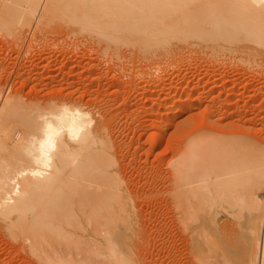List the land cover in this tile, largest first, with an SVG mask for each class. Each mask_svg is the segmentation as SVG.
I'll return each instance as SVG.
<instances>
[{
    "label": "bare ground",
    "instance_id": "6f19581e",
    "mask_svg": "<svg viewBox=\"0 0 264 264\" xmlns=\"http://www.w3.org/2000/svg\"><path fill=\"white\" fill-rule=\"evenodd\" d=\"M6 1L4 7L0 6V12L3 13H0V29L11 36L18 34L29 23L35 24L37 29L46 17L58 13L65 21L59 23H67L76 32H83L82 35L85 33L90 38L92 36V43L100 42L104 48L112 49L110 55L117 46H122V49H139L141 46L142 51L152 52L156 49L165 52L170 39L176 43H187L190 49L212 48V53L213 48H264V3H259V0L3 2ZM8 1L17 4L18 7L14 5L17 7L16 12L12 7L7 8L13 6ZM8 9H11V17L6 14ZM59 15L56 18L60 21ZM129 49L125 50L129 52ZM21 65L14 70L13 79L5 88L7 91L3 94L0 92V259L14 257L16 251L20 250L37 264L128 263L130 249L127 241L137 214L129 198L131 195L128 196L127 180L117 176L121 162V154H118V141L121 140L118 139L126 131H134L140 125L137 120L142 123L139 115L143 118L150 111L153 112L155 107L167 111L169 106H173L177 119L171 126L175 132L176 148L168 156V172L165 177L168 178L167 199L171 200L168 202L173 208L171 214L168 211V216H172V225H176L178 232H181L177 234L184 231L187 234L191 232L190 237L194 236L195 228L200 224V233L208 228V233L203 234L207 236L204 253L209 260L215 258L212 264H264V145L261 144L263 140L259 139L264 135L256 138L260 142L255 141L253 136L251 139L245 135L249 130L252 133L250 126L254 121H257V127L260 125L262 115H257L258 118L254 120V114L264 108V85L259 83L260 86L255 88V85V89H251V94L243 95L241 90L247 85H239V93L235 92L237 82H230L221 89L220 100L214 101L215 97L204 100L202 94H209L214 88L224 85L223 78L217 84L214 79L210 82L201 81V84L208 86L204 84V89L187 86L189 89L185 91L187 76L172 74L175 82L172 86L166 85L169 94L164 92L169 98L165 95L155 98L160 85L156 87L153 81L151 85L157 90L148 86L151 98H154L152 101L150 98V106L136 103L138 106L134 104L136 107H132L131 101L135 97H132L133 92L129 97L127 95L129 99L132 97L131 101L125 95L119 96V84L127 81H120L119 74L117 77L110 74L107 78L109 88L119 81V84H114L115 87L119 86L118 90L115 89L117 92L110 90L112 93L108 99L102 97V90L95 81L93 84L97 90L91 89V93L89 89L80 90L79 87L71 86L72 82L77 81L80 64L72 65V68L68 67L57 75L49 74L57 71V67L51 70L49 66L50 69H46L35 63L22 65L23 68ZM88 66L84 70L93 68ZM37 67L40 69L36 71ZM179 81L182 86L178 84ZM130 82L133 88L135 85L138 87ZM126 83L125 87L122 85L125 89L129 86L128 81ZM130 86L128 89H132ZM142 87L139 85L138 88L141 95L148 88L145 86L144 90H140ZM125 91L127 93L129 90L123 89ZM118 92L119 109L115 112L119 110V116L112 112L113 108L108 107ZM174 92L175 98L171 96ZM179 96L183 98L179 99ZM149 97L142 95L141 102L142 98L147 100ZM256 98H259L258 102ZM155 99L160 101L154 103ZM253 100L257 103L252 106ZM236 103H239L238 106ZM243 104L247 107H242ZM150 107H154L153 111ZM160 113L158 115L163 116ZM149 116L152 117V113ZM164 116L161 118L164 119ZM119 117H128L129 121L122 122L123 119L120 121ZM145 119L149 122H145ZM145 119L144 124L149 125L152 119ZM130 121L134 123H131L132 126ZM167 122L165 124L168 127ZM148 125L143 126L146 128ZM140 128L142 131V126ZM137 133L140 134L139 131ZM218 219L220 224L231 222L229 227L232 223L236 226L231 236V232L226 230L234 246L231 247V241L228 243L227 239L225 243L233 251L225 248L223 228L220 229L222 234H219V230L214 227ZM202 225L207 228L204 226L201 230ZM197 236L198 239L194 237L192 241H199L200 235ZM193 245V248L190 245L189 248L195 252ZM4 248L9 252L4 254Z\"/></svg>",
    "mask_w": 264,
    "mask_h": 264
},
{
    "label": "rangeland",
    "instance_id": "374dc122",
    "mask_svg": "<svg viewBox=\"0 0 264 264\" xmlns=\"http://www.w3.org/2000/svg\"><path fill=\"white\" fill-rule=\"evenodd\" d=\"M3 1H5V0H0V2H1L0 6L1 7L4 4H7V1H6V3H4ZM14 1H16V3L17 2L19 3L18 0H14ZM9 2L10 1H8V3ZM11 3H13V6L14 5L17 6V4L14 3L13 1H11L9 3V5ZM13 6L10 5L7 8L12 7L11 9H13V11H15V9H17L18 6L17 7L16 6L13 7ZM1 7H0V10H2ZM5 8H3L4 11H5ZM7 8H6V10H7ZM11 9H8V11H6V14L9 15V13L11 12L10 11ZM15 12H13V13H15ZM1 14H3V13H1ZM53 14H55V13H52L51 16L49 15L48 17H46L45 20L43 21L44 23H42V26L39 25L37 27V29H36L35 24L33 25V24L29 23V25H27V27H25V28L23 27V29H21L20 32L14 36H11L10 33L4 32L3 30L0 29V92L2 94L5 93V91H7V89H5V88H7L6 86L7 85L9 86V83H11L13 76H14L13 74L16 71L15 69L17 67H19V65H21V64L22 65H27V64L29 65L31 63H35L36 66H39V64H40L42 68L44 67L46 69H50L49 67H51V70L55 69L57 67V69H58L57 71H52L49 73L52 75L53 74L57 75L58 72H63L66 69H68V67L72 68V65L73 66L74 65L79 66V64H80L81 68L79 70L80 71L79 76L76 79L77 81L72 82L71 86L79 87L80 90L85 89V88L87 90L89 89V91H90L89 93H91L92 90L93 91L97 90V87L94 88V84H93L95 81L96 85H98V87L102 90V94H101V95H103L102 97H108V99L110 98V94L112 93V91L115 90L117 87H119V86H117V87L114 86V84L117 85V83L119 82L118 81L117 83L114 82V84H113L114 88L111 86L109 88V85H107V84L109 82L108 76H110V74L115 75L116 77L119 74L118 79L122 82L123 81L125 82L126 81L125 79H127L128 85L130 82L129 80H131L132 82L137 84L138 87H136V85H135L134 88L129 85L130 88L135 90V91L134 90L131 91L132 89H128L129 86H127V89L124 88L126 86L124 84H127L126 83L127 81L122 84V85H124V87L118 83L120 85L119 89L121 88V93H120V95H119L120 91L118 92V94L116 93L115 98L113 97V101H111L108 104V107L110 106L111 109L112 108L114 109L115 105H116V108L114 109V111L112 109V112H115L117 109H119V105L117 106V104H119L118 103L119 102V100H118L119 96L125 95L124 97H126V99H129V98H127V95L129 97V96H131L130 94H133V93L134 94L132 95V97L135 96L133 98L134 101L132 100V97H131V99L128 100V101L132 100L131 101L133 103L132 107L138 106L136 103H138V104L143 103L144 107H149L150 106L149 104L151 103L152 99H154V98H151L152 94H151L150 88L155 89L159 85L160 86L158 88H160V90L158 91L156 88L155 90H157L158 93H157V96L154 95L153 97L156 96L155 98H157V97L159 98L160 96L163 97L162 95H165L166 97H168L169 95L167 96V94H169L170 91H168V93H167V90H169V88H167L166 85L169 87V86H172L173 83L175 82V79L172 77V74H183V75L187 76V80L184 84V85H186V87H184L185 91H188L190 86H192L196 89H199V88L204 89L205 85H206V87L208 86V84H205V83H204L205 85L201 84L202 83L201 81L210 82L209 80L214 79L213 80L214 83L217 84L220 81L224 80L223 81L224 85H222L221 87H216L217 89L214 88L209 94L208 93L202 94L204 96V100H208L211 97H212V99H213V97H215L213 99L214 101L220 100L221 91L223 90V88L227 87V84L230 82H235V83L237 82L235 84L236 85V89H235L236 91L235 92H239V93H240V91L239 90L237 91V87L239 85H242V84L244 85V83H245L247 86L244 85V87L245 86L246 87L243 88V90H241V94H243V95H246V93L251 94V91L253 89H255L256 87H258L259 83L261 85H264V48L263 49L262 48H259V49H257V48H248V49L247 48H241V49L240 48H238V49L237 48H235V49L229 48V50H228V48H226V49L216 48L218 51L213 48V53H212V48H210V50L205 49V48H201V49L191 48L190 49L189 44H187V43L181 44V42L176 43V42H173L174 40L171 41V39H170L168 41V47H167V49H165V52L164 51L159 52L156 49L155 50L157 52L155 50H153L152 52L142 51L141 46H140V48L138 47L139 49H137V47L134 49L133 48L129 49V48L123 47V49H122L121 48L122 46H120L119 48L117 46L116 48H114V50L112 51V54L110 55L109 52L112 49L104 48L100 42L94 41L95 42V45H94V42L93 43L91 42L94 40L92 36H91V38L93 40L89 37L90 35H87L84 33V35H86L87 38H90V40H88L84 35L81 34L83 32H81V33H80V31L76 32L75 29H74L75 30L74 31L72 29V27L69 26V24H68V26L66 25L67 23L66 24L65 23H63V24L59 23V22H65V21L60 17V15L58 13L55 15H53ZM47 15H48V13H47ZM57 15H59L58 17L61 18L62 20L60 19V21H59V19L56 18ZM11 16H12V14H11ZM57 19H58V21H57ZM60 25H62V26H60ZM61 29H63V30H61ZM70 30H72V31L69 32ZM79 35L83 40L79 37ZM74 40H76V41H74ZM182 45H185V47ZM101 47H103L104 49L101 50ZM125 49H129V52H127L128 50H125ZM105 50H107V51H105ZM207 50H209V51H207ZM115 51H116L117 55H116ZM113 52H114V54H113ZM144 52H146L148 54L151 53V54L147 55ZM221 52H223V54ZM228 52H231V53L228 54ZM156 53H157V56H156ZM206 53H207V55H205ZM211 54H213V55H211ZM112 57H113V59H112ZM159 57H161V58H159ZM220 57L225 58V60L221 59ZM235 58H236V60H235ZM237 58H239V59H237ZM217 59H218V61H217ZM147 60H148V62H147ZM151 60H153V61H151ZM145 61H146V64H145ZM22 65H21V67L23 68ZM86 65H89L91 67L93 66V68L91 69L92 71L90 69L87 71L84 70ZM39 69H40V67H37L35 70L37 71ZM85 71L89 72V73L87 74ZM150 71H152V72H150ZM93 75H94V77H93ZM210 75H211V77H210ZM137 76H139V77H137ZM91 77H93V78H91ZM135 77L138 78V80ZM216 78H217V80H216ZM222 78H223V80H221ZM139 79H141V80H139ZM149 79L150 80L152 79L151 82H149ZM229 79H231V80H229ZM105 80H107V81H105ZM141 81H146V82H141ZM122 82H120V83H122ZM132 82H130L131 85L134 84ZM225 82H226V84H225ZM153 83L156 84L157 86L155 87L154 85H151ZM138 84L140 85V88L142 87L143 84H146L143 87H145V86L148 87L150 85L152 87L154 86L153 88L148 87L150 93L148 92V90H147L148 88H146V87H145L146 93L142 92V95L144 97L148 98L150 96L149 99H147L150 101V98H151V101L149 103L148 102L145 103V101H147V100H145V98H142V102H141L140 98L142 97V95L138 89L139 88ZM178 84L180 85L182 83L179 81ZM182 85H180V86H182ZM254 86H255V88H253ZM143 87L140 90H144L145 88H143ZM123 89L127 90V91L129 90V91L126 93V91L123 92ZM244 89H246V90L244 91ZM110 90H112V91H110ZM117 90H118V88H117ZM117 90H115V91L117 92ZM136 90H137L138 95L136 94ZM248 90L250 92H248ZM138 91L140 92V94ZM153 91L154 90H152V93L156 94L155 93L156 91H154V92ZM164 92L167 94H165ZM195 92H197V90H195ZM214 92H215V94H214ZM122 93H124V94H122ZM145 94H146V96H145ZM139 95H141V96L138 97ZM117 96H118V98H117ZM171 96L173 98H175V92H174V94H171ZM172 97H171V99H172ZM180 97L181 96H179V99L183 98V97H181V98ZM212 99H211V101L214 102ZM258 99L256 98L257 102L259 101ZM139 100H140V102H139ZM114 101L116 103H114ZM157 101H160V100L155 99V102L154 101L153 102L156 103ZM240 102H241V100H240ZM252 102H253V104H251L252 106L255 105V103H257V102H255V100H253ZM238 104L236 106H238ZM244 106L247 107L246 104L245 105L243 104L242 107H244ZM262 106H264V105H262ZM150 108H151V110L154 109V107H150ZM173 108H174L173 106H169L168 110L166 111V110H161V108L157 110V108L155 107L154 111L152 110L155 113L150 111L148 116H143L144 119H145V117H147V120L152 119V120H150L151 122L149 123V125H148V123H146L148 125V126H146V128L143 125H146L144 123L149 122V121H146V119H145V122H143L144 119L142 118V115H139L141 120H142V123H140V120L139 121L137 120L138 125L139 124L140 125L139 126L137 125L138 127L135 128L134 131L133 130L132 131H130V130L126 131L125 135L119 137V139H118V140H121V141H118V143L120 144V145L118 144V146H119L118 154H121V162L119 163V166H118V172H117L118 175L117 176L122 177V179L127 180L126 185H128L127 188L129 189L128 196L131 195V197H129V198L132 201L131 202L132 205L136 208V214H137V216H136L137 218H135L136 223L134 222V224L132 225L131 231H130V233L132 232L131 233L132 235L131 234L129 235V239L127 241L128 246H129L128 250L130 249L132 252L130 250L128 251V256H127L128 263H125V264H129V263L130 264H133V263L134 264H203V263L204 264H212L213 263L212 261L215 259V258H211L210 259L211 261H210L209 258L206 257V253H204V251H205L204 249L207 246V244H206L207 240L205 242V239L207 236L203 235V234L208 233L207 232L208 228L206 225H204L207 228V229L205 228L206 229L205 232L203 230L204 226L202 225L203 227L201 230H203V233H200L201 231L199 232L198 230H199V226L201 227V225L197 224L198 227L195 228L196 234L194 236H191V237L189 236V235H192L191 232H190V234L189 233L187 234L183 231L182 234H184L186 236V237H184V235H182V234H177L180 231L178 232V229H176V225H175V227H174V225H172L173 224V222H171L172 216L171 217L168 216L169 213L171 214L173 208L171 206L172 205L171 203H170L171 205L169 206V202H171V200H169V198L167 199L166 193L168 192V190L166 187H168V186H166V185H168V183H167L168 178L166 179L165 176H167L166 174L168 172L167 171L168 170V163H169V157L168 156L171 155L176 148V143H175L176 137H175V134H173L175 132L173 131V128L171 126V124L177 119L176 115L173 113V110H174ZM159 110H161L162 113H160ZM262 110L264 111V108L259 109V111L256 110L257 113H255L256 115L254 114V120H256L255 118H258L262 115L263 118L260 117L261 118L260 123H259L260 125H258V127H257V121H254V123H253L254 125L252 124V126H250L251 127L250 129L252 130L253 135H252L250 130L248 132H246L245 135L248 138H251L253 136L254 138L253 137L252 138L255 141H259V139L263 140V142L261 144L264 145V136H262V134L264 135V130H263V128H264V112ZM156 112L158 114L159 113L162 114L163 116L165 115L164 119L161 118L163 116H160L158 114H157L158 116L155 115L153 117V115L156 114ZM115 113L117 116L120 115L119 110ZM151 113H152V117L149 116V115H151ZM257 115H258V117H257ZM156 116L159 117V120ZM171 118H175V119H171ZM105 119H107V116L105 117ZM119 119H120V117H119ZM122 119H120V121L122 120V122L127 123V121H129L128 117L122 118ZM167 119L169 120L168 122H167ZM165 122H167L170 126L168 125V127H167V124H165ZM255 122H256V124H255ZM131 123L132 122L130 121V125H131ZM132 124H134V123H132ZM128 125H129V122H128ZM140 126H142L143 132L141 131ZM157 126H159V127H157ZM162 126H164V128ZM259 127H262V128H259ZM258 128H259V130H258ZM260 129H262L263 131ZM138 131H139V133L141 131V133L138 134L137 133ZM151 132H152V134H151ZM132 133H133V135H132ZM256 133H258V134H256ZM256 135H257V137H256ZM259 135H261L262 137H260ZM258 136L260 138L257 140L256 138H258ZM155 138H157L156 141H155ZM153 143H155V144H153ZM121 166H122V168H121ZM168 195L170 196V194H168ZM165 209L167 211H165ZM170 210H171V212H170ZM168 211H169V213H168ZM199 214H200V212H199ZM167 217H170V219ZM216 222H215L216 226H214V227L217 228V231L219 230L218 231L219 234H222L221 230H223V232L225 231L224 232L225 234L223 233V237L224 236L226 237V238H224V240H225L224 243L226 242V239H227V242L231 241V243L228 242L229 245L232 244L233 241L229 237L232 234V230L236 226L235 225L233 226V223H232V225H231L232 227L231 226L229 227L228 224H231V222H228V223L225 222L223 224H220L221 222L219 219L216 220ZM164 226L165 227L167 226V227L165 228ZM221 228H223V229H221ZM226 230L227 231L229 230L228 232H231L230 236L228 235L229 233ZM197 234L200 235L199 236L200 240L197 242L195 241L196 242L195 243L194 241H192V239L194 240V237H195V239L197 240L198 239ZM188 236H189V238H188ZM169 237H171V238H169ZM179 237H180V239H179ZM168 241H170V242H168ZM185 241H187V242H185ZM189 241L190 242L192 241V242L189 243ZM203 242H205V243L203 244ZM188 244L191 247H192V244H194L193 246H195L194 247L195 252H193V250H191L193 247L189 248L190 246ZM196 244L201 249V251H200V249L198 250V247L196 246ZM202 245H203V248L201 247ZM166 246L170 247V248H167ZM227 246H228V244L225 243V248L228 251V248H230L232 250L231 247L234 245L232 244L231 247H229V246L227 247ZM7 248H4V251H3L4 254L9 252V250ZM233 248H236V247H233ZM166 249H167V251H166ZM170 251H172V253ZM199 252H200V254H202L201 256H200ZM166 256L169 258L167 259ZM11 257L9 259L5 258L6 261L4 260V258H1L0 264L1 263L7 264V262H9L8 264H37V262L34 259H32V257L30 258L29 255L27 256V255L23 254L20 250H17L16 255L12 258ZM128 257H130L131 259ZM203 259H205V260H203Z\"/></svg>",
    "mask_w": 264,
    "mask_h": 264
},
{
    "label": "clouds",
    "instance_id": "9594fccd",
    "mask_svg": "<svg viewBox=\"0 0 264 264\" xmlns=\"http://www.w3.org/2000/svg\"><path fill=\"white\" fill-rule=\"evenodd\" d=\"M259 3H264V0H259Z\"/></svg>",
    "mask_w": 264,
    "mask_h": 264
}]
</instances>
